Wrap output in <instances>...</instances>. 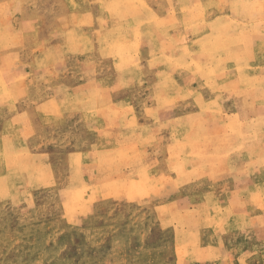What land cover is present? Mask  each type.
<instances>
[{"label":"rangeland","instance_id":"obj_1","mask_svg":"<svg viewBox=\"0 0 264 264\" xmlns=\"http://www.w3.org/2000/svg\"><path fill=\"white\" fill-rule=\"evenodd\" d=\"M263 2L0 0V264H264Z\"/></svg>","mask_w":264,"mask_h":264},{"label":"bare ground","instance_id":"obj_2","mask_svg":"<svg viewBox=\"0 0 264 264\" xmlns=\"http://www.w3.org/2000/svg\"><path fill=\"white\" fill-rule=\"evenodd\" d=\"M129 1H131V0H129ZM138 1H139V0H138ZM73 2H74V1H73ZM83 2H84V1H83ZM135 2H136V0H135ZM165 2H166V1H165ZM119 3H120V0H119ZM127 3H128V4H131V2H130V3L127 2ZM179 3H180V0H179ZM133 4H134V3H133ZM138 4H139V3H138ZM142 4H143V3H142ZM171 4H172V3H171ZM177 4H178V2H177ZM188 4H189V3H188ZM197 4H198V3H197ZM91 5H92V4H91ZM93 5H94V4H93ZM119 5H120V4H119ZM122 5H123V4H122ZM122 5H120V6L123 7ZM140 5H141V4H140ZM180 5H182V4H180ZM208 5H209V4H208ZM259 5H262L261 2H260ZM263 5H264V2H263ZM89 6H90V5H89ZM130 6L133 7V5H130ZM171 6H172V5H171ZM202 6H203V5H202ZM116 7H117V4H116ZM135 7L137 8L136 5H135ZM135 7H134V8H135ZM140 7H141V6H140ZM145 7H146V6H145ZM178 7H179V6H178ZM259 7H260V6H259ZM73 8H74V6H73ZM92 8H93V7H92ZM138 8H139V7H138ZM146 8H147V7H146ZM187 8H189V6H188ZM202 8H203V7H202ZM257 8H258V7H257ZM260 8H261V7H260ZM260 8H259V9H260ZM117 9H118V8H117ZM125 9H126V8H124L123 10H125ZM127 9H129V7H128ZM127 9H126V10H127ZM261 9H262V8H261ZM263 9H264V8H263ZM137 10H138V9H137ZM201 10H202V9H201ZM232 10H233V9H232ZM0 11H2V9H0ZM3 11H4V10H3ZM102 11H103V10H102ZM140 11H141V9H139L138 14H139ZM148 11H149V10H148ZM177 11H178V10H177ZM179 11H180V10H179ZM187 12H190V11H187ZM238 12H239V10H238ZM87 13H88V12H87ZM92 13H93V12H92ZM104 13H105V12H104ZM122 13L124 14L123 11H122ZM126 13H127V12H126ZM131 13H133V10L131 11ZM136 13H137V12H136ZM141 13H142V12H141ZM177 13H178V12H177ZM179 13H181V11H180ZM200 13H201V15H202V12H201V11H200ZM203 13H204V11H203ZM231 13H232V12H231ZM58 14H59V13H58ZM89 14H90V12H89ZM113 14H114V13H113ZM149 14H150V12H149ZM183 14H185V13L182 12V15H183ZM222 14H223V13H222ZM95 15H96V14H95ZM102 15H103V14H102ZM126 15H127V14H126ZM129 15H130V14H129ZM132 15H133V14H132ZM142 15H143V14H142ZM153 15H154V14H153ZM177 15H178V14H176V16H177ZM194 15L196 16V13H194ZM198 15H199V16H197V17H200V16H201L200 14H198ZM106 16H108V14H107ZM121 16H122V15H121ZM170 16H171V15H169V17H170ZM38 17H39V16H38ZM103 17H104V15H103ZM123 17H124V16H123ZM142 17H143V16H142ZM142 17H140V18H142ZM144 17H145V16H144ZM150 17H151V16H150ZM180 17H181V16H180ZM201 17H202V16H201ZM201 17H200V19H202ZM217 17H218V16H217ZM90 18H92V17H90ZM100 18H101V17H100ZM124 18H125V17H124ZM165 18H166V17H165ZM173 18H174V16H173ZM175 18H176V17H175ZM219 18H220V17H219ZM106 19H107V18H106ZM147 19H148V18H146V20H147ZM181 19H182V18H181ZM181 19H180V20H181ZM94 20H95V19H94ZM124 20H125V19H124ZM148 20H149V19H148ZM148 20H147V21H148ZM170 20H171V17H170ZM175 20H176V19H174V21H175ZM194 20H195V19H194ZM194 20H193V21H194ZM205 20H206V19H205ZM73 21H74V20H73ZM101 21H104V20H101ZM107 21H108V20H107ZM152 21H156V20L154 19V20H152ZM163 21H164V19H163ZM197 21H198V20H197ZM207 21H208V19H207ZM230 21H232V20H230ZM23 22H24V21H23ZM97 22H98V21H97ZM121 22H122V21H121ZM135 22H137V21H135ZM142 22H143V21H142ZM158 22H159V21H158ZM170 22H173V21L171 20ZM177 22H178V21H177ZM200 22H202V21H200ZM208 22H209V21H208ZM228 22H229V20H228ZM234 22H235V21H234ZM34 23H35V22H34ZM88 23H90V22L88 21ZM117 23H120V22H117ZM128 23H129V22H128ZM147 23H148V22H147ZM152 23H153V22H152ZM156 23H157V21H156ZM165 23H168V22H165ZM173 23H174V22H173ZM195 23H196V22H195ZM198 23H199V22H198ZM206 23H207V22H206ZM221 23H223V22H221ZM230 23H233V22H229V23H227V25H229ZM98 24H99V23H98ZM137 24H139V23H137ZM168 24H169V23H168ZM178 24H179V23H178ZM180 24H181V23H180ZM184 24H185V23H184ZM184 24H183V25H184ZM196 24H197V23H196ZM235 24H237V23L235 22ZM34 25H36V24H34ZM77 25H78V24H77ZM94 25H95V24H94ZM100 25H101V24H100ZM148 25H149V24H148ZM160 25H162V24H160ZM164 25H165V24H164ZM217 25H218V24H217ZM222 25H223V24H222ZM227 25H226V26H227ZM240 25H242V23H240ZM240 25H239V27H240ZM256 25H257V24H256ZM256 25H255V26H256ZM84 26H85V25H84ZM89 26H91V25L89 24ZM129 26H130V25H129ZM129 26H128V27H129ZM131 26H134V25H131ZM145 26H146V25H145ZM145 26H144V27H145ZM154 26H155V25H154ZM196 26H198V25H196ZM218 26H219V25H218ZM220 26H221V25H220ZM226 26H225V27H220V28H221V29L223 28V31H224L225 28H226ZM230 26H231V25H230ZM230 26H229V27H230ZM233 26L235 27V25H233ZM82 27H83V26H82ZM82 27H81V28H82ZM123 27H124V26H123ZM142 27H143V26H142ZM183 27H184V26H183ZM188 27H189V26H188ZM206 27H207V24H206ZM229 27H228V28H229ZM253 27H254V26H253ZM1 28H2V27H1ZM99 28H100V27H99ZM104 28H105V27H104ZM125 28H126V27H125ZM129 28H130V27H129ZM165 28H166V27H165ZM186 28H187V26H186ZM189 28H191V27H189ZM197 28H198V27H197ZM207 28H208V27H207ZM220 28L218 27V29H220ZM246 28H247V27H246ZM4 29H5V27H4ZM82 29H83V28H82ZM110 29H112V28H110ZM110 29H109V32L111 31ZM113 29H114V28H113ZM180 29H181V28H180ZM182 29H183V28H182ZM202 29H203V28H202ZM208 29H209V28H208ZM218 29H217V31H219ZM221 29H220V30H221ZM235 29H236V28H235ZM235 29H233V32H234ZM5 30H7V28H6ZM5 30H4V31H5ZM21 30H22V29H21ZM76 30H77V29H76ZM107 30H108V29H107ZM107 30H106V32H107ZM117 30H118V29H117ZM120 30H121V29H120ZM125 30H126V29H125ZM125 30H124L123 32H125ZM138 30H139V29H138ZM140 30H141V29H140ZM145 30H146V29H145ZM183 30H184V29H183ZM185 30H186V29H185ZM198 30H199V29H198ZM198 30H197V31H198ZM71 31H72V30H71ZM81 31H82V30H81ZM95 31H97V30H95ZM95 31H94V33H95ZM112 31H114V30H112ZM165 31H166V30H165ZM165 31H164V32H165ZM192 31H193V30H192ZM195 31H196V30H195ZM226 31H227V32H226ZM226 31H224V32L228 33V29H226ZM250 31H251V29H250ZM252 31H253V30H252ZM7 32H8V30H7ZM7 32H5V33H7ZM9 32H10V31H9ZM88 32H89V31H88ZM88 32H87V33H88ZM100 32H102V30H101ZM123 32H122V33H123ZM144 32H145V31H144ZM147 32H148V31H147ZM156 32H157V31H156ZM182 32H183V31H182ZM199 32H200V31H199ZM219 32H220V31H219ZM221 32H222V31H221ZM235 32H236V30H235ZM235 32H234V33H235ZM242 32H243V31H242ZM242 32H240V33L243 34ZM3 33H4V32H3ZM83 33H84V32H83ZM102 33H103V32H102ZM104 33H105V31H104ZM104 33H103V34H104ZM112 33H113V32H112ZM117 33H118V32H117ZM142 33H143V32H142ZM172 33H174V32H172ZM197 33H198V32H197ZM238 33H239V32H238ZM240 33H239V34H240ZM89 34H90V33H89ZM123 34H125V33H123ZM149 34H150V33H149ZM157 34H158V33H157ZM178 34H180V32H179ZM192 34H193V32H192ZM204 34H205V33H204ZM216 34H217V33H216ZM224 34H225V33H224ZM224 34H223V35H224ZM232 34H233V33H232ZM249 34H250V33H249ZM114 35H115V34H114ZM133 35H135V33H133ZM144 35H145V34H144ZM202 35H203V34H202ZM213 35H214V34H213ZM230 35H231V34H230ZM237 35H238V34H236V37H238ZM15 36H16V35H15ZM96 36H97V35H96ZM101 36H105V35H101ZM101 36H100V37H101ZM127 36H128V35H127ZM135 36H136V35H135ZM174 36H175V35H174ZM179 36H180V35H179ZM182 36H183V35H182ZM186 36H187V35H186ZM190 36H191V35H190ZM243 36H244V35H243ZM245 36H246V35H245ZM248 36H249V35H248ZM3 37H4V36H3ZM11 37H12V36H11ZM16 37H17V36H16ZM100 37H98V38H100ZM114 37H115V36H114ZM121 37H122V36H121ZM131 37H132V36H131ZM144 37H145V36H144ZM180 37H181V36H180ZM211 37H212V36H211ZM221 37H222V36H221ZM230 37H232V35H231ZM241 37H242V35H241ZM250 37H251V36H250ZM258 37H259V36H258ZM258 37H256L257 40H258ZM1 38H2V37H1ZM4 38H5V37H4ZM8 38H9V37H8ZM8 38H7V39H8ZM12 38H13V37H12ZM66 38H67V37H66ZM72 38H74V37H72ZM78 38H79V37H78ZM123 38H124V37H123ZM134 38H135V37H134ZM142 38H143V37H142ZM145 38H147V36H146ZM158 38L161 39L160 37H158ZM170 38H171V37H170ZM177 38H178V37H177ZM209 38H210V37H209ZM209 38H206V39H209ZM214 38H215V37H214ZM228 38H229V37H228ZM228 38H227V39H228ZM233 38H234V39H237V38H235V35L233 36ZM243 38H244V37H243ZM106 39H107V38H106ZM168 39H169V38H168ZM194 39H195V38H194ZM202 39H203V38H202ZM211 39H212V38H211ZM217 39H218V38H217ZM224 39H225V38H224ZM234 39H233V40H234ZM26 40H27V39H26ZM28 40H29V39H28ZM61 40H62V39H61ZM104 40H105V38H104ZM107 40H108V39H107ZM146 40H147V39H146ZM218 40H219V39H218ZM221 40H223V37L221 38ZM225 40H226V39H225ZM231 40H232V38H231ZM233 40H232V41H233ZM252 40H253V38H252ZM255 40H256V39H255ZM259 40H260V39H259ZM76 41H77V40H76ZM108 41H109V40H108ZM127 41H128V40H127ZM136 41H137V40H136ZM141 41H143V40H141ZM160 41H161V40H160ZM173 41H174V40H173ZM223 41H224V40H223ZM223 41H222V43H223ZM229 41H230V40H228V43H229ZM235 41H236V40H235ZM237 41H239L238 43H240V40H239V39H238ZM241 41L244 42V41L242 40V38H241ZM14 42H15V41H14ZM71 42H72V41H71ZM170 42H172V41H170ZM178 42H179V40H178ZM206 42H208V41H206ZM224 42L227 43V41H224ZM21 43H22V42H21ZM77 43H78V42H77ZM77 43H75V44H77ZM131 43H132V42H131ZM134 43H135V42H134ZM168 43H169V42H168ZM179 43H182V42H179ZM201 43H202V42H201ZM213 43L215 44L216 42H213ZM219 43H220V42H219ZM236 43H237V42H236ZM245 43H246V41H245ZM78 44L80 45V43H78ZM107 44H108V43H107ZM117 44H118V43H117ZM159 44H161V43L159 42ZM165 44H166V43H165ZM184 44H185V43H184ZM206 44H207V43H206ZM209 44H210V46H214V45H213L212 43H210V42H209ZM211 44H212V45H211ZM129 45H130V43H129ZM153 45L156 46V44H153ZM167 45H168V44H167ZM169 45H171V44L169 43ZM174 45H175V44H174ZM216 45H218V43H217ZM223 45H225V44L223 43L222 46H223ZM234 45H235V43H234ZM70 46H71V45H70ZM77 46H78V45H77ZM120 46H121V45H120ZM122 46H124V45H122ZM208 46H209V45H208ZM208 46H207V48H208ZM218 46H219V45H218ZM220 46H221V45H220ZM246 46H247V45H246ZM68 47H69V46H68ZM72 47H73V45H72ZM84 47H85V46H84ZM92 47H93V46H92ZM170 47H171V46H170ZM175 47H176V46H175ZM184 47H185V46H184ZM184 47H183V48H184ZM189 47H190V46H189ZM191 47H192V46H191ZM118 48H119V47H118ZM118 48H117V49H118ZM121 48H123V47H121ZM127 48H129V47H127ZM130 48H131V47H130ZM155 48H156V47H155ZM158 48H159V47H158ZM160 48H161V47H160ZM164 48H165V47H163V50H164ZM167 48H168V46H167ZM204 48L206 49V51H208L206 47H204ZM209 48H211V47H209ZM68 49H69V48H68ZM114 49H115V46H114ZM134 49H135V47H134ZM134 49H133V50H134ZM147 49H148V48H147ZM172 49H173V48H172ZM176 49H177V48H176ZM197 49H198V48H197ZM197 49H196V50H197ZM205 49H204L203 51H205ZM245 49L248 50L247 48H245ZM74 50H76V49H74ZM115 50H116V49H115ZM115 50H114V51H115ZM123 50H124V49H123ZM123 50H122V51H123ZM158 50H160V49H158ZM161 50H162V49H161ZM165 50H167V49H165ZM229 50H230V49H229ZM88 51H89V50H88ZM127 51H128V50H127ZM150 51L152 52V49H151ZM170 51H171V50H170ZM178 51H179V49H178ZM183 51H184V50H183ZM225 51H226V50H225ZM249 51L252 53L251 50H249ZM249 51H248V52H249ZM76 52H77V51H76ZM89 52H90V51H89ZM115 52H116V51H115ZM115 52H114V53H115ZM155 52H156V51H155ZM158 52H159V51H158ZM161 52H162V51H161ZM161 52H160V53H161ZM227 52H228V51H227ZM248 52H247V53H248ZM111 53H112V52H111ZM127 53H128V52H127ZM127 53H126V55H125L126 57L128 56ZM137 53H138V52H137ZM137 53H136V54H137ZM172 53H173V51H172ZM247 53H246V54H247ZM251 53H250V55H251ZM122 54H123V53H122ZM140 54H141V52H140ZM182 54H183V53H182ZM185 54H186L187 57L189 58L188 53L186 52ZM252 54H253V53H252ZM159 55H161V54H158V56H159ZM186 55H185V57H186ZM192 55H193V54H192ZM197 55H198V54H197ZM199 55H200V54H199ZM213 55H215V54H213ZM218 55H219V54H218ZM221 55H222V54H221ZM116 56H117V55H116ZM125 56H124V58H125ZM158 56H157V59H158ZM176 56H177V55H176ZM194 56H195V55H194ZM204 56H205V55H204ZM251 56H252V55H251ZM138 57H139V56H138ZM187 57H186V58H187ZM200 57H202V56H200ZM248 57H249V56H248ZM196 58H197V56H196ZM204 58H205V57H204ZM252 58H253V57H252ZM64 59H65V58H64ZM113 59H115V58H113ZM126 59H127V58H126ZM135 59H136V58H135ZM154 59H155V58H154ZM157 59H156V60H157ZM236 59H238V57H237ZM118 60H119V59H118ZM124 60H125V59H124ZM124 60H122V61H124ZM128 60H129V58H128ZM136 60H137V59H136ZM162 60H163V59H162ZM162 60H160V61H162ZM208 60H209V59H208ZM240 60H241V59H240ZM244 60H245V59H244ZM248 60H249V59H248ZM251 60H252V59H251ZM18 61H19V60H18ZM146 61H147V60H146ZM198 61H199V60H198ZM219 61H220V60H219ZM227 61H228V60H227ZM227 61H226V59H225V62H227ZM230 61H232V59H231ZM234 61H236V60L234 59ZM139 62H141V61H139ZM148 62H149V61H148ZM222 62H223V61H222ZM228 62H229V61H228ZM125 63H126V62H125ZM151 63H152V62H151ZM151 63H150V64H151ZM191 63H193V62H191ZM191 63H190V64H191ZM236 63H237V61H236ZM76 64H77V63H76ZM127 64H129V63H126V65H127ZM165 64H166V63H165ZM172 64H173V63H172ZM215 64H216V63H215ZM18 65H19V64H18ZM115 65H116V64H115ZM126 65H125V66H126ZM174 65H175V64H174ZM179 65H180V61H179ZM217 65H219V64H217ZM220 65H221V64H220ZM242 65H243V64H242ZM245 65H246V64H245ZM150 66H151V65H150ZM166 66H167V65H166ZM170 66H172V65H170ZM175 66H176V65H175ZM213 66H214V65H213ZM10 67H11V66H10ZM60 67H61V66H60ZM116 67H117V66H116ZM151 67H152V66H151ZM160 67H161V66H160ZM163 67H164V66H163ZM163 67H162V68H163ZM173 67H174V66H173ZM179 67H181V65H180ZM182 67H185V66H182ZM233 67H234V66H233ZM245 67H246V66H245ZM117 68H118V67H117ZM122 68H123V67H122ZM131 68H132V67H131ZM188 68H189V66H188ZM218 68H219V67H218ZM246 68H247V67H246ZM254 68H255V67H254ZM256 68H257V67H256ZM13 69H14V68H13ZM149 69H150V68H149ZM154 69H155V68H154ZM171 69H172V68H171ZM179 69H180V68H179ZM185 69H187V67H185L183 70H185ZM192 69H193V68H192ZM208 69H209V68H208ZM219 69H220V68H219ZM124 70H125V69H124ZM151 70H152V69H151ZM155 70H156V69H155ZM159 70H160V69H159ZM162 70H163V69H162ZM168 70H169V69H168ZM180 70H181V69H180ZM187 70H188V69H187ZM214 70H215V69H214ZM214 70H212V71H214ZM230 70H231V69H230ZM31 71H32V70H31ZM89 71H90V70H89ZM121 71H122V70H121ZM178 71H179V70H178ZM209 71H210V70H209ZM255 71H256V70H255ZM24 72H26V70H25ZM34 72H35V71H34ZM34 72H33V74L36 73V72H35V73H34ZM92 72H93V71H92ZM124 72H125V71H124ZM141 72H142V71H141ZM167 72H168V71H167ZM184 72H185V71H184ZM193 72L195 73V71H193ZM259 72H260V71H259ZM0 73H1V72H0ZM13 73H14V72H13ZM26 73H27V72H26ZM44 73H45V72H44ZM151 73H152V72H151ZM163 73H165V72H163ZM190 73H192V72H190ZM194 73H193V74H194ZM212 73H214V72H212ZM212 73H211V74H212ZM236 73H237V72H236ZM252 73H254V72H252ZM41 74H42V73H41ZM155 74H156V73H155ZM158 74H159V73H158ZM195 74H196V73H195ZM207 74H208V73H207ZM211 74H210V76H211ZM135 75H136V74H135ZM142 75H143V74H142ZM180 75H181V73H180ZM1 76H2V75H1ZM1 76H0V77H1ZM170 76H171V75H170ZM178 76H179V75H178ZM181 76H182V75H181ZM198 76H199V75H198ZM195 77H196V76H195ZM203 77H204V75H203ZM252 77H253V76H252ZM29 78H30V77H29ZM170 78H171V77H170ZM178 78H181V77H178ZM204 78H205V77H204ZM216 78H217V77H216ZM1 79H2V77H1ZM119 79H120V78H119ZM166 79H167V78H166ZM122 80H123V79H122ZM133 80H134V79H133ZM158 80H159V79H158ZM160 80H161V79H160ZM178 80H179V79H178ZM3 81H4V80H3ZM3 81H2V83H3ZM19 81H20V80H19ZM27 81H30V80H27ZM119 81H120V80H119ZM175 81H176V80H175ZM94 82H95V81H94ZM167 82H168V81H167ZM177 82H178V81H177ZM200 82H201V81H200ZM16 83H17V82H16ZM22 83H23V82H22ZM92 83H93V82H92ZM136 83H137V82H136ZM174 83H175V82H174ZM197 83H198V82H197ZM201 83H202V82H201ZM208 83H209V82H208ZM19 84H21V83H19ZM23 84H24V83H23ZM89 84H91V83H89ZM93 84H94V83H93ZM161 84H162V83H161ZM181 84H182V83H181ZM188 84H189V83H188ZM95 85H97V84L95 83ZM168 85H170V84H168ZM176 85H177V84H176ZM212 85H213V84H212ZM20 86H21V85H20ZM4 87H5V86H4ZM6 87H7V86H6ZM117 87H118V86H117ZM161 87H162V86H161ZM186 87H187V85H186ZM186 87H185V88H186ZM191 87H192V86H191ZM7 88H8V87H7ZM176 88H177V87H176ZM187 88H190V86L187 87ZM192 88H193V87H192ZM93 89H94V88H93ZM97 89H98V88H97ZM160 89H161V88H160ZM164 89H165V87H164ZM178 89H179V88H178ZM180 89H181V88H180ZM90 90H91V89H90ZM176 90H177V89H176ZM182 90H183V89H182ZM196 90H197V89H196ZM9 91H10V90H9ZM16 91H17V90H16ZM94 91H95V90H94ZM102 91H103V89H102ZM184 91H185V90H184ZM202 91H203V89H202ZM219 91H220V90H219ZM7 92H8V91H7ZM7 92H6V93H7ZM91 92H92V91H91ZM91 92H90V93H91ZM188 92H189V91H188ZM200 92H201V91H200ZM208 92H209V91H208ZM95 93H96V92H95ZM101 93H102V92H101ZM104 93H105V92H104ZM186 93H187V92H186ZM196 93H197V91H196ZM204 93H205V92H204ZM206 93H207V92H206ZM263 93H264V92H263ZM19 94H20V93H19ZM108 94H109V93H108ZM110 94H111V93H110ZM187 95H188V94H187ZM88 96H89V95H88ZM103 96H105V95H103ZM200 96H201V95H200ZM200 96H199V97H200ZM213 96H214V95H213ZM97 97H98V96H97ZM216 97H217V96H216ZM81 98H82V97H81ZM81 98H80V99H81ZM190 98H191V97H190ZM193 98H194V97H193ZM212 98H213V97H212ZM259 98H260V97H259ZM92 99H93V98H92ZM94 99H95V98H94ZM94 99H93V100H94ZM89 100H90V99H89ZM114 100H115V99H114ZM201 100H202V98H201ZM257 100H258V99H257ZM262 100H263V99H262ZM194 101H195V100H194ZM211 101H212V100H211ZM224 101H225V100H224ZM260 101H261V100H260ZM170 102H173V101H172V100H171V101L169 100V103H170ZM200 102H201V101H200ZM208 102H209V101H208ZM215 102H216V101H215ZM220 102H221V101H220ZM220 102H219V103H220ZM94 103H96V101H94ZM98 103H99V102H98ZM98 103H97V104H98ZM112 103H113V102H112ZM166 103H167V101H166ZM203 103H204V102H203ZM89 104H90V103H89ZM196 104H197V101H196ZM207 104H208V103H207ZM53 105H54V104H53ZM200 105H201V104H200ZM205 105H206V104H205ZM205 105H204V106H205ZM212 105H213V103H212ZM217 105H218V104H217ZM49 106H50V105H49ZM94 106H95V105H94ZM104 106H105V103H104ZM54 107H55V106H54ZM108 107H109V106H108ZM196 107H197V106H196ZM205 107H206V106H205ZM205 107H204V109H205ZM218 107H219V106H218ZM111 108L113 109L112 106H111ZM200 108H201V107H199V109H200ZM210 108H211V107H210ZM115 109H116V108H115ZM115 109H114V110H115ZM117 109H118V108H117ZM197 109H198V108H197ZM94 110H95V109H94ZM98 110H99V109H98ZM108 110H109V109H108ZM119 110H120V109H119ZM207 110H208V109H207ZM214 110H215V109H214ZM228 110H229V109H228ZM48 111H49V110H48ZM116 111H117V110H116ZM174 111H175V110H174ZM96 112H97V110H96ZM98 112H99V111H98ZM104 112H106L105 107H104ZM106 113H108V112H106ZM121 113H122V112H121ZM121 113H120V114H121ZM174 113H175V112H174ZM181 113H182V112H181ZM187 113H188V112H187ZM96 114H97V113H96ZM100 114H101V110H100ZM103 114H104V113H102V115H103ZM117 114H118V113H116V115H117ZM50 115H51V114H50ZM112 115H113V113H112ZM173 115H174V114H173ZM114 116H115V114H114ZM174 116H175V115H174ZM183 116H184V115H183ZM195 116H197V115H195ZM195 116L193 115V117H195ZM103 117H104V116H103ZM197 117L199 118V116H197ZM234 117H235V116H234ZM178 119H180V118H178ZM184 119H185V118H184ZM245 119H246V118H245ZM261 119H262V118H261ZM84 120H85V118H84ZM203 120H204V118H203ZM203 120H202V121H203ZM205 120H206V119H205ZM205 120H204V121H205ZM182 121H183V119H182ZM199 121H201V120H199ZM204 121H203V122H204ZM248 121H249V119H248ZM257 121H259V120H257ZM177 123H178V122H177ZM185 123H186V122H185ZM229 123H232V122H229ZM261 123H262V122H261ZM263 123H264V122H263ZM179 124H180V123H179ZM232 124H234V123H232ZM237 124H238V122H237ZM176 125H177V124H176ZM194 125H195V124H194ZM217 125H218V122H217ZM221 125H222V124H221ZM256 125H257V124H256ZM186 126H187V125H186ZM206 126H207V125H206ZM206 126H205V127H206ZM222 126H223V125H222ZM222 126H219V127H222ZM229 126H230V125H229ZM231 126H232V125H231ZM234 126H235V124H234ZM193 127H194V126H193ZM238 127H239V126H238ZM258 127H259V125H258ZM177 128H178V127H177ZM259 128H260V127H259ZM261 128H262V127H261ZM231 129H232V128H231ZM235 130H237V127H236ZM235 130H234V131H235ZM193 131H194V130H193ZM193 131L191 132L192 134H193ZM208 131H209V128H208ZM212 131H213V130H211V132H212ZM232 131H233V130H232ZM232 131H231V132H232ZM234 131H233V133H234ZM238 131H239V130H238ZM263 132H264V131H263ZM191 133H190V136H192ZM212 133H213V132H212ZM233 133H231V134H233ZM258 133H260V132H258ZM185 134H186V133H185ZM206 134H207V133H206ZM236 134H237V132H236ZM236 134H235V135H236ZM193 135H194V134H193ZM237 135H238V134H237ZM237 135H236V136H237ZM232 137H234V136H232ZM161 138H162V137H161ZM195 138H196V137H195ZM234 138H235V137H234ZM190 139H191V138H190ZM205 139H206V138H205ZM259 139H260V138H259ZM261 139H262V136H261ZM261 139H260V140H261ZM177 140H178V139H177ZM197 140H198V139H197ZM232 140H233V138H232ZM202 141H203V139H202ZM206 141H208V140H206ZM206 141L204 140V143H205ZM217 141H218V140H217ZM262 141H263V140H262ZM199 142H200V140H199ZM219 142H220V141H219ZM236 142H237V141H236ZM239 142H240V141H239ZM249 142H250V141H249ZM256 142H259V141H256ZM196 143H198V142H196ZM233 143H234V142H233ZM237 143H238V142H237ZM245 143L247 144L248 142H245ZM262 143H263V142H262ZM181 144H182V143H181ZM181 144H179V145H181ZM183 144H184V143H183ZM205 144H206V143H205ZM221 144H224V145H225V143H223V142H222ZM174 145H175V144H174ZM197 145H198V144H197ZM207 145L209 146L208 142H207ZM207 145H206V146H207ZM232 145H233V144H232ZM176 146H177V145H176ZM189 146H190V145H189ZM191 146H192V145H191ZM199 146L201 147V145H199ZM208 146H207V147H208ZM254 146H255V145H254ZM196 147H197V146H196ZM202 147H203V145H202ZM121 148H122V147H121ZM121 148L119 147V149H121ZM123 148H124V147H123ZM125 148H126V147H125ZM240 148H241V147H240ZM245 148H246V147H245ZM254 148H255V147H254ZM117 149H118V148H117ZM117 149H116V150H117ZM119 149H118V151L121 152L122 149H121V150H119ZM196 149H197V148H196ZM222 149H223V148H222ZM241 149H242V148H241ZM114 150H115V149H114ZM116 150H115V151H116ZM123 150H124V149H123ZM173 150H175V148H174ZM227 150H228V149H227ZM231 150H232V149H230V151H231ZM234 150H235V149H234ZM234 150H233V151H234ZM236 150H237V149H236ZM236 150H235V151H236ZM253 150H254V149H253ZM115 151H113V152H115ZM175 151H176V150H175ZM228 151H229V150H228ZM116 154H117V152H116ZM123 154H124V151L122 152V154H120V156L122 155L123 158H124V155H123ZM219 154H220V153H219ZM115 156H117V155H115ZM251 156H252V155H251ZM194 158H195V157H194ZM225 158H226V157H225ZM120 159H121V158H120ZM243 159H244V158H243ZM259 162H260V161H259ZM36 164H37V163H36ZM246 164H248V163H246ZM259 164H260V163H259ZM263 164H264V163H263ZM165 165H166V164H165ZM248 165H249V164H248ZM209 166H211V165H209ZM213 166H214V165H213ZM250 166H251V165H250ZM209 168H210V170H211V167H209ZM214 168H215V167H214ZM241 169H242V170L239 169V171H243V169H245V166H244V168H241ZM206 170H207V169H206ZM213 170H214V169H213V167H212V173H216V170H215V172H214ZM167 171H168V170H167ZM225 171H226V170H225ZM212 173H211V174H212ZM261 174H262V173H261ZM147 176H148V175H147ZM146 180H147V179H146ZM163 181H164V180H163ZM4 182H5V181H4ZM194 182H195V181H194ZM164 183H165V181H164ZM7 187H8V186H7ZM5 188H6V187H5ZM211 192H212V191H211ZM152 193H153V192H152ZM255 193H256V192H255ZM236 200H237V199H236ZM236 200H234V201L236 202ZM237 201H238V200H237ZM254 201H256V200H254ZM236 203H237V202H236ZM235 205H236V204H235ZM204 206H205V205H204ZM208 208H209V207H208ZM228 214H230V213H228ZM227 216H228V215H227ZM225 218H226V217H225ZM223 220H224V219H223ZM205 223H206V222H205ZM211 225H212V224H211ZM238 229H239V228H238ZM246 239H247V238H246ZM196 245H197V244H196ZM185 246H186V245H185ZM195 247H196V246H195ZM213 250H214V249H213ZM218 253H219V252H218ZM184 257H185V256H184Z\"/></svg>","mask_w":264,"mask_h":264}]
</instances>
